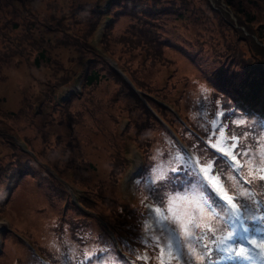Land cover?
Segmentation results:
<instances>
[{"label":"rangeland","instance_id":"obj_1","mask_svg":"<svg viewBox=\"0 0 264 264\" xmlns=\"http://www.w3.org/2000/svg\"><path fill=\"white\" fill-rule=\"evenodd\" d=\"M85 1L90 0H26V3L33 7L35 4L40 17L47 18L51 22H56L60 18L62 22L79 31L75 25L83 27L86 21L80 15L70 18L61 17V13H67L70 4ZM106 1L102 0L103 7ZM20 7V3L16 0H6L0 8V14L11 17L21 26ZM221 8L227 10L235 20L230 10L223 5ZM174 12L177 17L172 14L162 15L159 29L165 46L164 52L174 59L176 74L180 76L178 82H184L181 77L183 76L186 79V87L188 86L178 99L183 114L178 112V119L184 123L186 119L194 123L203 135L198 133L200 136L211 145L227 149L228 153L233 144H236L232 152L241 165L238 174L233 172L234 166L232 170L229 164L226 165L212 153L209 155L212 157L211 173H205L202 168L199 170L214 189L219 185L215 178L217 177L235 203L237 197L247 202L246 215L257 217L255 221H245L246 237L239 234L237 238L239 243L231 245L234 250H239V247L243 246L247 249L246 255L251 258L221 259L220 253H214L211 258L214 264H264V220L259 219L264 216V180L260 178L264 176V113L245 112L243 107L235 105L232 114H225L223 126L218 124L215 132L208 131L207 125L216 121L215 114L206 124L210 102L214 96L210 84L213 81V84L217 83L221 88L227 83L225 74L214 76L212 80L211 70L219 61L221 64L226 61L228 65L233 58L221 39V33L224 34L227 30L220 27L219 12L212 11L211 2L195 0L185 4L183 12L179 6L174 8ZM128 21L129 16L121 17L115 23L112 35L123 32ZM99 33L100 30L96 32L95 38ZM34 35L40 40L41 46L25 45L21 50L9 48L7 45L9 41L0 36V109L17 111L20 108H28L30 104L37 108L43 101L42 89L47 79H54L64 71L74 75L68 80V84L62 85L60 91L58 90L57 98L61 100L66 98L68 102L65 103L63 112H59L62 103H58L59 108L55 107L51 114L43 113L38 116L39 124L35 119H31L33 115L28 113L22 114L17 120H6L5 124L1 123L12 133L16 143L13 149L15 155L19 156L17 146L19 145L32 155L36 163L26 160L34 172L30 174L32 179L19 182L13 195L14 199L8 202L11 203L9 209L0 212V221L7 220L9 224L0 231L2 241L0 264H184L183 260L178 259L173 251L169 250L168 238L154 227V221L163 216H167L166 222L175 228L183 252L190 257L191 264H206L202 255L204 251L202 246L214 247L218 239L229 236L232 231H238L233 226L234 222L221 211L224 202L215 198L208 189H204L203 184L196 177L183 173L179 178L174 176L171 169L183 163L178 161L177 157H183L185 161L189 158L184 150L183 153L178 148L165 129L157 124L156 120L164 126L155 115L153 117L156 120L147 113L141 112L140 107L136 105L138 109L135 112L138 113H135L136 117L132 119L134 127L129 133L124 130L123 133L120 132V129L128 123L126 113L123 112L114 132L110 134L108 128V117H111L108 112L112 110L110 107L119 108L131 97L110 101V93L114 87H108L109 83L105 78H101L98 84L91 88L89 95L92 96L91 99L86 96V82L82 94L79 95V81L86 72L85 60L79 62L77 59L79 50L74 44L64 42V36L59 31L50 29L44 31L43 27L38 26ZM74 35L78 37L77 34ZM65 40L68 41V37ZM262 44L264 46V42ZM40 49L49 56L50 65L36 66L32 63ZM115 52L120 54L121 50L117 49ZM102 54L113 67L115 59L110 58L111 56L106 53ZM232 63L235 62L232 60ZM226 65L224 69L227 68ZM234 69L235 79L239 74V68L234 67ZM169 72L170 70L165 75ZM164 76L163 80L158 82V87L163 85L161 82L165 81ZM180 83L175 85L166 100L174 102L173 99L180 92L178 87L181 89ZM70 92L72 93L69 95ZM220 94H223L222 90ZM86 102L95 104V117L88 113ZM167 103L176 108L172 102ZM40 106L45 112L50 108V104L46 106L44 101ZM167 108L169 109L168 106ZM257 108L260 110L262 105L258 104ZM73 111L79 113L71 114ZM219 111L222 112L221 108ZM59 114L63 117L61 123L57 120ZM74 116H79L78 122L72 121ZM46 117L52 118L47 129H50L53 123L52 129L62 133L60 150L55 153L58 157L54 161L49 157H43L27 136V134L31 137L37 135L39 139V133L44 132L48 141L54 139L55 135L46 129V124H42ZM27 119L30 121L26 129L27 134L25 131L16 132L11 127L19 126ZM142 119L144 124L141 123ZM131 131L135 132L134 141ZM180 133L185 139L190 135L188 132ZM224 134L227 135L226 138ZM109 136L123 146L121 156L127 159H124L126 164L118 163L119 170L126 165L123 173L118 177L116 170L109 169L111 167L109 159L110 156L113 157ZM66 143L72 144L71 149L66 147ZM130 143L139 145L144 158V168L136 180L130 177L134 174L135 161L141 159V153L138 147ZM190 146L203 161L205 156L201 154L200 149ZM5 147L6 145L0 141V151H3L1 155L3 158L6 155L7 159L10 150ZM117 149L120 150L119 147ZM195 151L194 155L197 157ZM21 157L25 159L23 155ZM59 161L71 167L66 170L69 174L58 165ZM201 163L205 169L211 165L206 161ZM46 170L53 178L59 180L67 191L52 193L49 199L44 193L45 183L48 185L45 178ZM161 170L166 172L167 178L158 181L157 173ZM74 174H76L75 178ZM134 180L136 190L141 194L139 197L132 190ZM10 181L0 186V199L6 196ZM52 183L56 189V182ZM218 194L221 197L225 196L223 191ZM208 196H211V201H216L214 205L216 215L210 213L193 198L206 199ZM109 197L121 202L118 204H123L118 206L116 200L107 199ZM90 201L94 202V205L90 206ZM141 201L144 209L138 211L135 207H127L133 210L137 221L130 228L131 236L118 228L116 211L117 208H126L127 203L135 204ZM95 203H98L97 206ZM158 205L160 213L155 212ZM59 216H64L66 219L60 225L57 224ZM176 217L185 223V228L180 227ZM251 240H255L256 243H249Z\"/></svg>","mask_w":264,"mask_h":264},{"label":"trees","instance_id":"obj_2","mask_svg":"<svg viewBox=\"0 0 264 264\" xmlns=\"http://www.w3.org/2000/svg\"><path fill=\"white\" fill-rule=\"evenodd\" d=\"M5 1L6 0H0V8H2ZM16 1L21 5L19 10L21 13V26H19L17 21H14L11 17L0 14V21H2V23H0V36L2 39H7L9 41V44H7L9 48H19L21 50L25 45H31V47H33L32 44H36V46H41L40 40L34 35L35 29L38 26L43 27L44 31L46 29L59 31L64 36V42L74 44V47L79 50L80 53L77 56L78 61L82 62L85 60L86 72L81 80V91L79 92V95L82 94L83 86L86 82V96L88 99H91L92 96H89L91 95V88H94L101 78H105L109 83L108 87H114V90L110 93V101H116L128 96L131 97V99L125 100L119 108L116 106L110 107L112 110L109 111L108 114H111V117H113H108L110 134L114 132V128L123 112L126 113L125 116L127 117L128 123L120 132L123 133L124 130L127 134L129 133L134 127L132 119L136 117L135 113H138L135 112L138 109L136 105L140 107L141 112L147 113L153 119L155 118L149 109L145 107L132 86L129 85L124 77L110 65L102 53H106V55L111 56L116 60L118 66L128 76L132 84L144 91V97L148 103L159 114H161L166 121H168L193 153L195 150L193 151L190 145L196 146L200 149L201 154L205 156L202 161L200 160L198 153L195 151L198 157L196 158L200 163H205L206 161V163L212 165V157L209 156L210 153H212L216 155L220 161L226 165H230L229 161L224 156L215 152L209 146L208 141L202 137V133L194 123H190L184 117L186 122L191 128H193V132L179 121V119L162 103L172 102V104L176 106L177 111L182 114L181 108L178 105V99L183 93H185V89H187L188 86L186 87V79L183 76L181 77L184 79V82H178V77L180 76L176 74L174 59L167 56L164 52L165 46L163 45V39L161 38L159 21L162 15L172 14L174 17H177V14L174 12L175 7L179 6L180 10L183 12L184 5L190 4L195 0H111L106 9H102V0L76 2L75 4H70L68 12H62L61 17L75 18L77 15H80V17L86 22L83 27L75 25L79 31H76L74 27L62 22L60 18H58L56 22H51L47 18L40 17L35 4L33 7L28 5L26 0ZM205 1L212 3L213 12H219V25L221 28H226L227 30L226 33H221V39L224 42V47H227L233 56L228 65H226V61H224L223 64L219 61L218 65L211 70L212 80L214 79V76L225 74L227 83L224 87L221 86L220 88L217 83L213 84V81L211 82L210 87H212V94L214 96H212L210 102V111L206 119V124L210 117L215 115L220 108L222 110L223 119L226 113L232 114L235 105L243 107L245 112L264 113V46L262 44V42H264V0ZM221 2H223L224 5H226V8L232 12L235 20L231 18L227 10L221 8ZM123 16H129L128 24L131 27L127 24L123 32L121 31L118 35H112L115 23ZM103 17H109L110 21L104 27L103 33L96 43L93 40V34ZM11 31H14V33H11ZM74 34H77L78 37ZM67 37L68 41L65 40ZM117 49L121 50L120 54H116L115 51ZM84 50H86V52H84ZM131 50L135 51L130 53ZM232 60L235 63H232ZM32 63L36 66L50 65L51 60L49 59V56L45 55V51L40 49L37 51ZM157 64L159 65L157 66ZM225 65L227 67L226 69L223 68ZM234 67L239 68V74L235 79L233 78L235 73ZM168 70H170L169 74L165 75ZM73 75V73L69 74L64 71L54 79L46 80L44 88L42 89V99L44 103L46 106L50 104V108L46 112L43 111L40 106L43 101L37 108H35L33 104H30L28 108H20L17 111L0 109V141L6 145L5 148L10 150L7 159L6 155L5 158H3V155H1L3 151H0V186L5 182L12 181L6 198L0 201V212H6L9 209L11 203L8 204V202L10 199H14L13 195L19 182L22 183L25 179H32L30 174L34 172L30 169L26 160L36 163L32 155L24 151L19 145H17L19 148V156L15 155L13 149L16 146V143L13 140L12 133L8 129H5L1 123L3 122L5 124L4 121L6 120H17L22 114L28 113L32 114L33 117H31V119H35L39 124L37 120L38 116L43 113L51 114L55 107L59 108V106H57L59 105L58 103H62V109L59 112H63L65 109V103L68 102L66 101L67 99L63 101L58 100L57 96L60 91L59 88H61L62 85L68 84V80H70ZM163 76L165 81H163V83L161 82L163 85H159L158 87V82L163 80ZM235 80H237L236 83ZM177 83H180L181 89L178 87L180 92L173 99L174 102L166 100L169 97L168 94L170 95L172 93V90ZM221 90L223 94H220ZM258 104L262 105L260 110L257 108ZM94 105V103L90 104L89 102H86V109L88 110V113L92 114V117H95ZM74 113L77 114L79 112L73 111L71 114ZM57 120H59L60 123L63 121L61 114H59ZM72 121L78 122L79 116H74ZM50 122H52V118L46 117L42 124H46L47 129ZM156 122L160 127L165 129V127H163L157 120ZM141 123H145L143 119L141 120ZM29 125L30 121L27 119L26 122L21 123L19 126H10L14 128L16 132L25 131L27 134L26 129ZM52 125L53 123H51L50 129L47 130L55 135L54 139L48 141L44 132L39 133V139L37 135L31 137L27 134V136L32 140L34 146L39 149L43 157H49L51 161H54V159L58 157L55 153L60 150L62 133L61 131H54ZM207 128L208 131L212 130L214 132L217 129L216 126H213V122L208 124ZM165 131L169 134L166 129ZM131 132L133 134L132 140L134 141L135 132ZM180 132H188L190 135L185 139ZM108 140L112 144L111 149L113 152V157L110 156L109 159V165L111 166L109 169L116 170L118 177L123 173L126 166L125 165L121 168V170L118 169V163L126 164L124 161L126 158L121 156L124 148L119 145L112 136H109ZM173 141L183 152V149L177 144V142L174 139ZM70 145L66 143V147L69 149L72 147V144ZM136 145L139 147L137 143ZM118 147L120 150L117 149ZM202 147L206 148V150ZM108 153L110 155L109 149ZM21 155H23L25 159H23ZM58 165L64 172L69 174L66 170L71 169L70 166L65 165L62 161H59ZM143 168L144 165L142 170ZM46 172L47 175L45 178H47L48 185L45 183L44 193L48 195L47 197L49 199L52 193L67 191L59 180L53 178L49 171L46 170ZM75 177L76 174H74V178ZM41 180L37 179V181ZM53 181L57 184V191L53 186ZM43 188L44 187L42 186V189ZM88 189L89 188H86V190ZM211 192L213 193V196L217 198L216 193L213 190ZM112 198L109 197L107 199ZM107 202L110 201L107 200ZM86 203H88L87 200ZM116 203L118 204L121 202L116 200ZM97 204L98 203H95L96 206ZM122 204H118V206H121ZM72 205L76 208L74 203ZM89 205H94V202L90 201ZM142 205V203L138 202L135 204L127 203L126 208H117V221L118 228H121L120 230L129 233L132 236L130 228L132 227V224L137 221L135 220L133 210L127 207H135V209L139 211ZM64 220H66L64 216H59L57 224H63Z\"/></svg>","mask_w":264,"mask_h":264},{"label":"snow or ice","instance_id":"obj_3","mask_svg":"<svg viewBox=\"0 0 264 264\" xmlns=\"http://www.w3.org/2000/svg\"><path fill=\"white\" fill-rule=\"evenodd\" d=\"M223 130L221 129V133ZM233 148H236V144H233ZM178 161H183L178 167L171 169V172L174 174L175 177L179 178L181 173L184 175H191L193 177H196L201 184H203L204 189H208L209 192L212 191L211 188L208 187V184L204 182L203 176H201L200 170H198L190 160H184L183 157H177ZM233 159H235V156H233ZM212 168V165H209L208 169H204V172L207 173ZM167 178L166 172L161 170L157 173V180L163 181ZM262 180H264V176L260 177ZM245 183H249L248 181H245ZM202 194V190H201ZM243 195V194H241ZM196 199L203 207L207 208V210L212 213L213 215H216L215 207L216 201H211V196H208L206 199H200L199 197H193ZM219 199V196L217 197ZM224 199L228 201V204H231V207H228V204H225L224 207L221 209V211L225 212L227 217L230 221L234 222L233 226L238 229V231H232L229 236H226L224 238L218 239L215 242L214 247H205L202 246L204 251L202 252V255L205 258L206 264H214L212 260V255L214 253H220V258L224 259H233V258H251L250 256H247V249L243 246L239 247V250H234V248L231 246L233 243H239V240L237 239L239 236L240 231H246L245 228V221H255L257 217L255 216H247L246 212L248 210V204L245 200L241 199L240 197L236 198V203H232L231 197H228L227 195L224 196ZM211 201V203H209ZM223 203V202H222ZM156 213H160V208L157 207L155 209ZM169 213H171V209H169ZM219 218V217H217ZM168 217L163 216L161 218H157L154 221V227H156L157 231H160L163 233L164 236H166L169 240L168 248L170 251H173L174 255L178 258L184 261V264H191L190 257L187 256L186 253L183 252L182 244L179 240V237L176 235V230L172 225L168 224L167 221ZM177 222L180 223V227L183 229L185 228V223L180 220L179 217L175 218ZM259 219L264 220V216L260 217ZM251 244H255V240L249 241Z\"/></svg>","mask_w":264,"mask_h":264},{"label":"water","instance_id":"obj_4","mask_svg":"<svg viewBox=\"0 0 264 264\" xmlns=\"http://www.w3.org/2000/svg\"><path fill=\"white\" fill-rule=\"evenodd\" d=\"M111 58V57H110ZM114 62H115V65H113V67L124 77V79L129 83V85H131L132 86V88H134L136 91H138L137 89H136V87L132 84V82L130 81V79L128 78V76L121 70V68L118 66V64H117V62L115 61V60H113ZM143 99V101H144V103L146 104V106L149 108V110L153 113V115H155L157 118H158V120L165 126V128L169 131V133L177 140V142L179 143V145L187 152V154L189 155V157H190V159H191V161H192V163L193 164H195V166H196V168L199 170H201V168L202 169H205V167H200V166H198V164H197V162H196V160H195V158L193 157V155H192V153L188 150V148L185 146V144L183 143V141L180 139V137L176 134V132L169 126V124L166 122V121H164L157 113H156V111H154V109L152 108V107H150L148 104H147V102L144 100V98H142ZM169 108L172 110V111H174V113H175V115H177L178 116V113L171 107V106H169ZM225 138V137H224ZM134 147H136L133 143H131ZM130 144V145H131ZM217 151H219L220 153H222V154H224L231 162H233V165H234V169H235V171H237L238 170V164H237V162L233 159V157L230 155V153H232V151H231V148H230V153H228L226 150L227 149H223V148H219V149H216ZM229 151V150H228ZM140 154V153H139ZM136 163H135V165L137 164H139L140 163V160H137V161H135ZM136 165V166H137ZM209 168V167H208ZM207 168V169H208ZM211 170V169H210ZM210 170L208 171L209 172V174H210ZM135 171V170H134ZM201 176H203L202 174H201ZM203 178H204V176H203ZM205 180H206V178H204ZM215 190L217 191V192H221L222 190H221V188H220V186L218 185V186H216V188H215ZM223 199H224V197H223ZM224 201L228 204V201L227 200H225L224 199ZM228 206H229V208L231 207V204H228ZM4 228V224L1 222L0 223V229H3Z\"/></svg>","mask_w":264,"mask_h":264},{"label":"clouds","instance_id":"obj_5","mask_svg":"<svg viewBox=\"0 0 264 264\" xmlns=\"http://www.w3.org/2000/svg\"><path fill=\"white\" fill-rule=\"evenodd\" d=\"M134 89V88H133ZM136 89L138 90V91H136L135 89V92L137 93V95H138V93H140V99H141V101L143 102V104H145L144 103V101H143V99L142 98H144V100L147 102V104L150 106V107H152L149 103H148V101L145 99V97H144V95H145V93L141 90V89H139V88H137L136 87ZM162 102V101H161ZM146 105V104H145ZM166 107L168 106H170L168 103L165 105ZM148 108V107H147ZM153 108V107H152ZM172 108L178 113V111H177V109L174 107V106H172ZM149 109V108H148ZM154 109V108H153ZM169 110L175 115V113H174V111H172L170 108H169ZM150 111V110H149ZM154 111H156L155 109H154ZM151 112V111H150ZM152 113V112H151ZM156 113L164 120V118L156 111ZM153 114V113H152ZM179 114V113H178ZM177 118H178V116L177 115H175ZM164 121H166V120H164ZM167 123H168V121H166ZM184 125H186L188 128L189 127H191L187 122H182ZM169 124V123H168ZM169 126L173 129V127L169 124ZM189 129H191L192 131H194L193 130V128H189ZM122 129H120V131H121ZM174 130V129H173ZM175 131V130H174ZM169 132V131H168ZM176 132V131H175ZM170 134V133H169ZM176 134L179 136V134L176 132ZM171 135V134H170ZM171 137L177 142V140L171 135ZM180 137V136H179ZM180 139H181V137H180ZM182 140V139H181ZM183 141V140H182ZM183 143H184V141H183ZM177 144L179 145V143L177 142ZM185 144V143H184ZM185 146L187 147V145L185 144ZM188 148V147H187ZM188 150L189 151H191L189 148H188ZM185 151V150H184ZM186 152V151H185ZM192 155H194V153H192ZM188 156V158H189V160H190V157H189V155H187Z\"/></svg>","mask_w":264,"mask_h":264},{"label":"crops","instance_id":"obj_6","mask_svg":"<svg viewBox=\"0 0 264 264\" xmlns=\"http://www.w3.org/2000/svg\"><path fill=\"white\" fill-rule=\"evenodd\" d=\"M138 189H139V188H138ZM139 190H140V189H139ZM135 193H136L135 195H136L137 197H139V195H141V194L138 193L137 190L135 191ZM141 193H142V192H141ZM140 198H141V197H140Z\"/></svg>","mask_w":264,"mask_h":264},{"label":"bare ground","instance_id":"obj_7","mask_svg":"<svg viewBox=\"0 0 264 264\" xmlns=\"http://www.w3.org/2000/svg\"><path fill=\"white\" fill-rule=\"evenodd\" d=\"M183 97H184V96H183ZM135 163H136V162H135ZM136 165H137V164H136ZM136 165H135V166H136ZM194 207H195V206H194Z\"/></svg>","mask_w":264,"mask_h":264}]
</instances>
